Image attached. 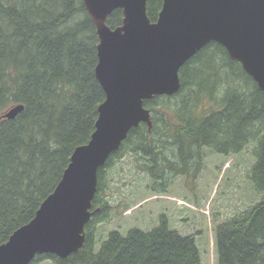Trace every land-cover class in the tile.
Returning <instances> with one entry per match:
<instances>
[{
    "label": "trees",
    "instance_id": "1",
    "mask_svg": "<svg viewBox=\"0 0 264 264\" xmlns=\"http://www.w3.org/2000/svg\"><path fill=\"white\" fill-rule=\"evenodd\" d=\"M161 6L162 0L147 2L151 22ZM122 18L116 9L106 25L115 29ZM97 43L82 0H0V245L34 217L74 149L94 132L105 97L94 75ZM178 76L176 94L143 102L151 129L132 128L98 169L91 204L98 212L84 227L83 247L64 259L37 255L29 264H202L195 238L169 230L163 217L147 232L108 233L95 252V226L111 209L106 169L128 154L157 193L167 185L166 166L175 175L196 177L204 150L228 158L248 148L254 162L246 178L262 197L216 223L214 246L217 264H264V96L214 42L190 58ZM18 105L23 109L14 119L1 118Z\"/></svg>",
    "mask_w": 264,
    "mask_h": 264
},
{
    "label": "water",
    "instance_id": "2",
    "mask_svg": "<svg viewBox=\"0 0 264 264\" xmlns=\"http://www.w3.org/2000/svg\"><path fill=\"white\" fill-rule=\"evenodd\" d=\"M82 1L95 26L94 75L105 97L94 132L74 149L53 192L0 245V264H29L42 254L64 259L83 247L84 227L98 212L91 210L98 169L132 128L151 129L143 102L176 94L180 68L208 43L222 46L264 96V0H162L155 22L146 13L150 0ZM116 9L122 23L110 29L106 19ZM22 109L1 118L12 120Z\"/></svg>",
    "mask_w": 264,
    "mask_h": 264
},
{
    "label": "rangeland",
    "instance_id": "3",
    "mask_svg": "<svg viewBox=\"0 0 264 264\" xmlns=\"http://www.w3.org/2000/svg\"><path fill=\"white\" fill-rule=\"evenodd\" d=\"M204 151L196 177L175 175L164 167L167 185L163 192L157 193L152 191L151 179L135 168L128 154L109 165L105 174V199L111 209L107 220L95 226L94 251L112 231L123 236L133 228L147 232L157 227L163 217L169 230L195 238L202 264H217L216 223L257 203L262 194L246 178L254 162L251 148L238 157L228 158ZM187 165L185 169L193 172V166Z\"/></svg>",
    "mask_w": 264,
    "mask_h": 264
}]
</instances>
